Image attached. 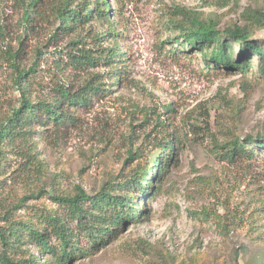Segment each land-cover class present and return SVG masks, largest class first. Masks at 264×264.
Here are the masks:
<instances>
[{"label":"rangeland","instance_id":"rangeland-1","mask_svg":"<svg viewBox=\"0 0 264 264\" xmlns=\"http://www.w3.org/2000/svg\"><path fill=\"white\" fill-rule=\"evenodd\" d=\"M110 1L113 9L125 3L122 15H111V21L120 23V50L130 55L126 79L79 110L73 124L36 127L29 140L3 145L0 225L26 221L27 205L56 210L51 195L72 192L77 185L86 192L98 191L112 174L135 163L136 151L151 153L163 138L160 125L165 123L179 140L177 156L147 199L146 213L71 264H264V165L228 164L218 157L215 146L233 135H252L264 143V76L259 57L241 55L239 44L231 41L233 58L245 57L250 63L243 72L209 62L207 45L180 54L182 39L175 42L180 32L172 24L184 19L178 9H185L218 21L219 29L246 28L249 40L264 47V0ZM22 16L15 0H0V25L8 32L6 40L0 37L3 49L10 44L18 47L17 37L24 35ZM50 29L43 24L27 34L25 49L30 52L37 44L48 43ZM95 29L103 27L95 24ZM88 33L90 41L92 31ZM103 43L114 45V40ZM170 51L179 54L174 57ZM11 71L0 66V123L20 104ZM43 74L49 85L62 80L75 86L90 75L60 72L52 63ZM32 91L33 99L39 96L40 91ZM254 148L264 154V144ZM30 153L44 168L27 177ZM242 214L244 219L236 223L235 215ZM79 242L90 246L84 236ZM30 249L38 254L36 247Z\"/></svg>","mask_w":264,"mask_h":264},{"label":"trees","instance_id":"trees-1","mask_svg":"<svg viewBox=\"0 0 264 264\" xmlns=\"http://www.w3.org/2000/svg\"><path fill=\"white\" fill-rule=\"evenodd\" d=\"M15 2L23 11L21 23L24 35L17 37V48L12 44L6 49L0 46V66L12 69L11 79L21 99L19 106L11 108L0 123V154L3 145L17 139L29 140L36 127L59 128L73 124L78 119L76 113L79 110L88 108L99 95L110 92L112 86L124 81L129 72L130 55L121 51L118 43L122 37L118 27L120 23L111 21V15H122L125 3L119 2L113 9L114 3L110 0ZM178 11L184 19L174 20L172 24L180 32L175 42L182 39L180 54H189L188 50L194 48L203 50L207 45L211 48L209 62L217 67L244 72L249 69L250 63L245 57L239 60L233 58L231 41H235L240 46L241 55H258L260 73L264 76V47L249 40L246 28L219 29V22L214 19H203L198 13H187L185 9ZM43 24L51 26L48 43L37 44L28 52L24 46L25 37ZM95 24H100L103 30L97 31ZM84 28H87V34H82ZM91 31L89 41L87 35ZM6 36V27L0 25L1 39L6 40ZM68 38L64 44L63 41ZM111 39L114 45L103 43ZM179 53L170 51L174 57ZM51 63L60 72L90 75L76 86L62 80L49 85L43 72ZM98 68L107 71H95ZM33 88L40 91L34 99ZM160 126L163 138L151 153L145 156L136 151L139 154L135 163L112 174L98 191L86 192L77 185L72 192L51 195L57 205L56 210L27 205L29 215L26 221L9 220L6 225H0L2 263L71 264L90 255L98 246L105 245L127 222H138L146 213L147 199L157 190V182L168 172L177 156L179 140L176 134L165 123ZM257 144L264 143L256 141L252 135H233L228 141L216 142L215 146L223 162H241L250 168L255 164L264 165V154L254 148ZM136 152L130 151L129 154ZM27 158L24 176L30 177L37 169L44 168L43 162L34 153L28 154ZM2 181L0 179V186ZM235 216L236 223L244 219V214ZM217 222L224 223L221 219ZM82 236L90 244L89 247L80 245ZM31 246L38 249L39 255L31 251ZM46 253L51 255V259L42 258Z\"/></svg>","mask_w":264,"mask_h":264}]
</instances>
